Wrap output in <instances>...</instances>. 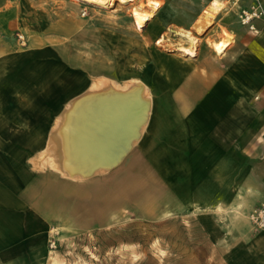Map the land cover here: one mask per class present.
Returning <instances> with one entry per match:
<instances>
[{"label": "crops", "instance_id": "obj_1", "mask_svg": "<svg viewBox=\"0 0 264 264\" xmlns=\"http://www.w3.org/2000/svg\"><path fill=\"white\" fill-rule=\"evenodd\" d=\"M40 1L0 0V264L34 256L56 225V197L77 187L70 178L105 171L68 167L55 136L69 108L103 85L149 101L119 166L143 163L169 208L196 217L212 248L209 264H264V231L250 221L264 201V21H253L252 32L239 20L255 0H145L147 11L158 7L142 30L116 9L110 19L82 22V55L72 59L68 29L49 23L53 11ZM70 61H82L78 72ZM83 124L76 160L93 161L105 128Z\"/></svg>", "mask_w": 264, "mask_h": 264}, {"label": "rangeland", "instance_id": "obj_2", "mask_svg": "<svg viewBox=\"0 0 264 264\" xmlns=\"http://www.w3.org/2000/svg\"><path fill=\"white\" fill-rule=\"evenodd\" d=\"M144 2L51 0L47 3L41 0L36 4L53 11L49 23L68 29L66 44L70 46L66 48L72 59L74 55H82V22L88 24L104 15L110 19L109 16L117 9L129 11L130 18L139 29L135 12L148 14L151 19L153 10L158 7L156 3H150L152 10L147 11L143 8ZM84 8L89 16L86 19H82ZM21 37L18 34L16 38L22 41ZM189 42L192 47L196 45L192 34ZM184 52L192 54L186 49ZM70 62V72H78L82 61ZM99 90L110 88L103 85L88 95ZM128 91L130 88L118 90ZM144 100L148 101L145 97ZM142 164L133 162L128 168L124 162L118 168L105 170L96 176L70 178L71 185L77 187H65L63 192L66 196L56 197L57 205H60L54 212L56 225L47 231L44 243L35 246L34 256L26 259L25 263L209 264L208 254L212 248L196 217L187 213L176 215L169 208L173 206L169 195L160 191L159 179L152 175L154 172L146 171ZM145 173L152 176H142Z\"/></svg>", "mask_w": 264, "mask_h": 264}, {"label": "bare ground", "instance_id": "obj_3", "mask_svg": "<svg viewBox=\"0 0 264 264\" xmlns=\"http://www.w3.org/2000/svg\"><path fill=\"white\" fill-rule=\"evenodd\" d=\"M150 17L151 16L148 14L135 12V19L137 20L140 30L144 29L150 21ZM186 38L190 41L191 34L187 33ZM222 47L223 44L214 45V49L217 52H220ZM186 51L193 54L189 49H186ZM99 91L84 97L81 102L79 101L73 105L61 119L58 126L60 129L55 133L58 153L63 156L66 165L68 167L72 166L77 172H93L98 167L106 170L119 166L124 160L123 157L127 150L130 148L127 147V142L129 141L130 143L131 141L137 140L140 136V128L143 126L142 124L146 121L148 116L149 102L147 101V104L144 100L143 93L138 91L132 92L131 90L128 92L113 91L114 93L110 90ZM128 93H134L133 97H128ZM96 122L101 123L105 128L100 127L104 130H100L101 138L103 139L97 148V158L93 161H78L76 159L81 146L79 147L77 143L78 138H75L78 136H75V134L79 132L80 135V128L83 123L94 128L93 124ZM83 135L85 136V134ZM82 142L86 143L87 140ZM89 150H91V148ZM116 151L122 154L115 160ZM85 157L87 158V156ZM90 165L93 166V169L88 168ZM63 167L65 168V166ZM67 169H65L66 173L69 171V169L68 171Z\"/></svg>", "mask_w": 264, "mask_h": 264}, {"label": "built area", "instance_id": "obj_4", "mask_svg": "<svg viewBox=\"0 0 264 264\" xmlns=\"http://www.w3.org/2000/svg\"><path fill=\"white\" fill-rule=\"evenodd\" d=\"M88 15L87 11H82V17ZM240 23L243 26L249 28L250 31L256 32V28L253 25V21L262 20L264 21V7L261 0H255L254 5L250 10L243 11L239 16ZM23 40V37H21ZM158 44V42H157ZM250 221L257 231H264V201L257 206L250 215Z\"/></svg>", "mask_w": 264, "mask_h": 264}]
</instances>
